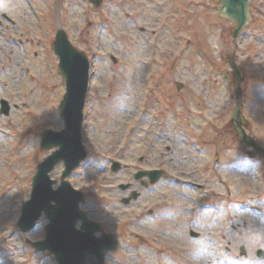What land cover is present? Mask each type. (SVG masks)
<instances>
[{
    "label": "rangeland",
    "instance_id": "374dc122",
    "mask_svg": "<svg viewBox=\"0 0 264 264\" xmlns=\"http://www.w3.org/2000/svg\"><path fill=\"white\" fill-rule=\"evenodd\" d=\"M249 6L234 61L242 112L260 120L264 0ZM219 7L220 0H0V98L12 106L0 113V264H57L33 246L45 237L47 216L28 231L17 221L38 163L55 150L42 148V133L65 126V80L53 48L59 29L91 60L82 131L88 154L67 179L84 193L87 217L117 238L106 264H264L256 254L264 247V190L234 161L248 148L231 120L236 22ZM212 150L233 163L204 171ZM156 168L164 174L154 184L134 177ZM63 170L60 162L50 172L55 188ZM133 191L140 196L125 204ZM207 191L215 208L202 206Z\"/></svg>",
    "mask_w": 264,
    "mask_h": 264
},
{
    "label": "water",
    "instance_id": "95a60500",
    "mask_svg": "<svg viewBox=\"0 0 264 264\" xmlns=\"http://www.w3.org/2000/svg\"><path fill=\"white\" fill-rule=\"evenodd\" d=\"M95 5H100L102 0H90ZM220 12L236 21L237 26L233 31L236 46L230 63L233 66L238 79V87L242 88V77L239 67L234 61L237 49V36L241 29L252 19L250 16L249 0H220ZM55 52L60 57L59 69L66 79V92L59 105L63 113L65 128L61 130L47 129L44 131L41 144L45 148L57 147L47 158L38 165V170L33 177L31 197L22 204V212L17 226L22 231L32 229L43 212L49 222L46 225L44 240L34 243L39 249H49L58 264H106L105 256L113 250L117 241L115 236L103 232V228L93 220H90L80 209V202L84 200V193L75 189L66 179L71 172L78 167L87 156V151L82 142V123L84 120L83 109L89 84L90 60L81 50L75 48L67 33L60 29L55 41ZM178 87H182L181 84ZM241 106V91L238 94V102L232 113V121H236V130L241 133L246 143H251L246 132L239 126ZM10 105L6 99L2 100V112L9 114ZM63 161L65 169L58 188H54L56 181L51 178L50 172ZM121 163L113 161L112 169H121ZM160 169L138 171L135 178L139 179L148 175L151 183L157 182L162 176ZM130 183L120 184V188L127 189ZM139 192L133 191L123 202L128 204L137 198ZM81 221V226L77 223ZM193 236H197L192 231ZM244 253V251H242ZM260 257H264V250L258 251Z\"/></svg>",
    "mask_w": 264,
    "mask_h": 264
},
{
    "label": "flooded vegetation",
    "instance_id": "af4514ba",
    "mask_svg": "<svg viewBox=\"0 0 264 264\" xmlns=\"http://www.w3.org/2000/svg\"><path fill=\"white\" fill-rule=\"evenodd\" d=\"M247 101H251L252 99L249 98ZM0 102H1V98H0ZM244 102H246L244 100ZM0 113H1V105H0ZM243 114V119H242V126L245 129V131L247 132L250 140L252 141L253 144H245L248 146L247 150L245 151H241L236 153V159L234 161H237L238 167H248V174L251 176L252 180L255 181L256 186L259 189H263L264 190V117L261 118L260 120L257 118H254L253 116H251L252 118H246L244 113ZM260 114H262V116H264L263 112H260ZM246 119V120H245ZM259 127L262 128V135L258 136L255 132L258 130L257 128ZM207 134V131H206ZM236 134L237 131H236ZM238 136L241 138V135L238 134ZM242 139V138H241ZM243 141V139H242ZM221 152L218 150H212V151H208V156H209V164L205 165L204 167V171L207 172V169H212L215 170V168L218 167V165L220 164L221 167L223 166V168H225L227 165L229 166L231 162V158H223L225 160H221V156H220ZM213 158L216 159L215 164H213ZM241 159L243 162L241 164H239V162L241 161ZM240 160V161H239ZM200 166L199 164L197 165V167ZM235 166H232L231 168H233ZM216 171V170H215ZM207 179V176H206ZM223 181V180H222ZM196 185H198L199 188H203L204 187V183H196ZM209 192L207 191L206 193L204 192V202L203 206L204 208L208 209V208H215L216 207V203L212 202V199H209V197H206L205 195H207ZM214 197H216L218 195L217 191L213 192ZM228 198L230 199L231 197L228 196ZM264 200H261L260 202H263ZM255 208V207H254ZM261 211V210H259ZM191 231H189V233L191 234ZM199 236V235H198ZM219 235H215V236H211L213 238H217ZM259 249H264V247H259L256 250V254L257 251ZM242 250V247L240 248V251ZM261 259V258H260ZM264 261V259H262ZM216 264H220V263H216Z\"/></svg>",
    "mask_w": 264,
    "mask_h": 264
},
{
    "label": "bare ground",
    "instance_id": "6f19581e",
    "mask_svg": "<svg viewBox=\"0 0 264 264\" xmlns=\"http://www.w3.org/2000/svg\"><path fill=\"white\" fill-rule=\"evenodd\" d=\"M15 239V238H14Z\"/></svg>",
    "mask_w": 264,
    "mask_h": 264
}]
</instances>
